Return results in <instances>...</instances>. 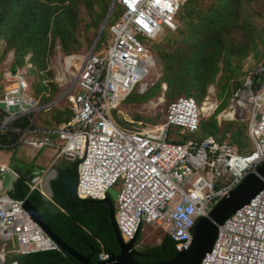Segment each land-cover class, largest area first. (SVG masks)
Wrapping results in <instances>:
<instances>
[{
	"label": "built area",
	"instance_id": "built-area-1",
	"mask_svg": "<svg viewBox=\"0 0 264 264\" xmlns=\"http://www.w3.org/2000/svg\"><path fill=\"white\" fill-rule=\"evenodd\" d=\"M188 1L118 0L123 16L111 27L113 42L106 58L97 55L96 47L82 60L73 122L54 131L11 129L33 153L50 150L59 159L79 162L81 200L104 202L112 190H118L116 220L125 244L136 242L144 226L165 227L178 253L191 246L199 221L264 164V90H254L250 81L232 96L222 113L226 115L218 117L229 122L249 117L248 135L255 151L246 156L214 136L201 142L170 141L173 128L195 134L201 120L216 113L215 105L208 103L205 112L206 103L200 106L193 98L173 101L159 127L122 130L114 120L113 113L126 99L138 90L147 91L155 61L148 43L177 31V16ZM8 77L15 84L0 97V111L5 115L0 132L43 110L28 95L24 73ZM231 114L234 117L227 119ZM8 174L15 175L16 181L20 178L9 167L0 166V182ZM50 181L35 178L30 186L52 201L45 186ZM27 202L0 193L4 264L10 243L24 257L47 252L67 255L32 219ZM112 258L102 253L100 262ZM202 264H264V191L219 228L213 250Z\"/></svg>",
	"mask_w": 264,
	"mask_h": 264
},
{
	"label": "rangeland",
	"instance_id": "rangeland-1",
	"mask_svg": "<svg viewBox=\"0 0 264 264\" xmlns=\"http://www.w3.org/2000/svg\"><path fill=\"white\" fill-rule=\"evenodd\" d=\"M218 1L197 0V4L207 8L216 5ZM242 3V24L232 28L225 37L223 55L218 64L219 73L208 85L206 96L201 101L198 92L191 90L188 78L180 81L177 77L173 79L171 85L163 81L162 58L191 47L190 43L180 46L178 38L180 29H184L188 24L185 21V5H183L177 16V32H165L157 41L148 43L154 53L155 61L147 80V91L143 94L139 90L134 92L113 113L114 120L122 130L159 127L165 123L169 105L176 99L191 94L192 96L189 97H193L201 104L200 106L206 102L215 105L216 113L211 117H205L200 130L195 134H182L180 129L173 128L169 136L170 141L201 142L214 136L221 143L228 142L237 146L242 156L255 151L247 134L248 116L245 121L236 119L235 122L218 118L228 110L229 101L241 85L244 86L250 81L254 90H264V0L257 2L242 0ZM85 4V0H82L79 12L80 26L74 41L68 45V50L60 40L50 39L44 60L47 65L46 70H41V64L35 66L32 63L33 52L26 55L22 66H16L14 48L4 39L0 41V97L2 98L7 89L15 84L14 80L9 79L8 74L15 76L19 72L24 73L29 87L28 95L40 102L43 109L31 119L33 128L54 131L67 124L68 120L71 121L75 113L73 99L77 92V77L83 58L92 51L97 41L98 56L106 58L109 52L105 49L110 39L109 25L120 19L123 10L118 3L115 4L110 22L100 36L106 20L99 27L94 25V16L88 14ZM246 23L253 28L251 35L247 34L244 27ZM15 66L16 72L13 71ZM176 69L181 70L177 67ZM232 118L233 114L228 116V119ZM12 128L20 129L13 125L8 126L9 130L0 132V149H3L0 151V162L9 160L12 169L16 166L27 175L32 173L31 176L36 174L34 178L44 179H53L59 169L67 164L66 160L59 159L58 154L50 150L33 153L24 142H21V136L20 141L16 143L12 133H18L12 131ZM15 182V175L8 174L0 182V193L5 196L10 195ZM45 186L48 188V182ZM166 235L165 227L144 226L138 245L135 247L139 250L156 247L161 244ZM2 250L3 247L0 248V254ZM6 250V264H8L10 257L17 255L18 249L10 243Z\"/></svg>",
	"mask_w": 264,
	"mask_h": 264
},
{
	"label": "trees",
	"instance_id": "trees-1",
	"mask_svg": "<svg viewBox=\"0 0 264 264\" xmlns=\"http://www.w3.org/2000/svg\"><path fill=\"white\" fill-rule=\"evenodd\" d=\"M81 2L82 0H0V41L2 39L8 41L14 48L16 66H22L26 55L33 52L32 63L35 66L41 64V70H46L47 65L44 60L51 38L60 40L68 50V45L74 41L80 26ZM85 2V10L89 15L94 16V25L99 27L107 19L114 0H85ZM242 9V0H219L216 5L207 8L198 6L197 0H189L185 4L184 14L188 24L184 29H180L178 38L180 46L190 43L191 47L162 58L163 81L171 85L173 79L177 77L180 81L188 78L191 90H196L200 101L203 100L208 85L219 73L218 64L223 55L225 37L232 28L242 24ZM119 20L109 25L110 39L106 50L110 49L113 42L111 27ZM244 27L247 34L251 35L252 26L249 27L246 23ZM189 96L192 95L183 97L193 98ZM4 117L5 115L0 111V126L4 122ZM33 117L35 116L25 118L14 125L23 130L33 128L31 121ZM74 119L75 113L73 119L68 120L64 126L70 125ZM12 135L16 138L14 141L18 143L20 135L13 133ZM66 161L67 164L59 169L57 179L51 184L52 201H47L39 190L32 191L30 184L36 174L27 175L16 166H13V170L20 178L15 182L10 196L18 201L31 202L55 235L80 255L92 258L93 263L100 262L102 253H107L111 257L120 256L122 250L112 224L110 206L103 202L84 201L79 198L77 193L79 162ZM140 234L135 242L136 245ZM177 256L176 245L167 234L160 245L139 250L134 258L139 263L155 264L170 261ZM16 263L81 264L75 258L58 252L38 253L26 257L12 255L8 264Z\"/></svg>",
	"mask_w": 264,
	"mask_h": 264
},
{
	"label": "water",
	"instance_id": "water-1",
	"mask_svg": "<svg viewBox=\"0 0 264 264\" xmlns=\"http://www.w3.org/2000/svg\"><path fill=\"white\" fill-rule=\"evenodd\" d=\"M118 3L116 0L111 8V11L103 25L100 36L106 29L108 22L113 14L115 4ZM100 38V37H99ZM96 45L93 47L91 53L96 49ZM53 106V105H52ZM51 107V106H50ZM58 174L54 176L49 182V188L51 196L53 197L52 182L56 180ZM264 191V164L259 167L256 173H252L246 177L242 184L233 191L229 197L220 201L214 209L211 211L208 217L203 218L194 228L193 242L190 247L186 248L183 252L178 253V256L167 262H159L155 264H202V261L210 254L213 247L218 239L219 228L222 227L227 220H229L238 211L249 205L252 200H254L260 193ZM110 198L103 203L107 204L111 208V218L112 224L117 234L118 243L121 247L122 253L120 256L113 257L110 261H104L99 263H93L92 258H86L64 241H62L51 228L44 222L43 218L33 206L31 202L26 203V210L32 217V219L37 222L44 231L64 250V252L72 258L78 260L81 264H143L135 260V242L130 244H125L123 241V236L120 232L119 226L116 220V207L115 203L118 198V191L116 189L112 190L110 193Z\"/></svg>",
	"mask_w": 264,
	"mask_h": 264
},
{
	"label": "bare ground",
	"instance_id": "bare-ground-1",
	"mask_svg": "<svg viewBox=\"0 0 264 264\" xmlns=\"http://www.w3.org/2000/svg\"><path fill=\"white\" fill-rule=\"evenodd\" d=\"M110 22V20L108 21V22H106V24L105 25H107L108 23ZM103 34V33H102ZM209 102H206V104L204 105V111L206 112V107H208V106H210L209 104H208ZM226 115V114H225ZM225 115H222V117L223 116H225ZM228 117V116H227ZM233 117H234V115H233ZM228 119V118H227ZM1 260H0V264H4V257L2 256L1 258H0Z\"/></svg>",
	"mask_w": 264,
	"mask_h": 264
},
{
	"label": "crops",
	"instance_id": "crops-1",
	"mask_svg": "<svg viewBox=\"0 0 264 264\" xmlns=\"http://www.w3.org/2000/svg\"><path fill=\"white\" fill-rule=\"evenodd\" d=\"M2 165H0V166H7V167H9L12 171H14L11 167H10V164H9V160H7V162H0ZM6 163H7V165H6ZM6 177V176H5ZM4 177V178H5ZM3 178V179H4ZM15 184V183H14ZM13 187H14V185H13ZM13 187H12V189H13ZM47 189H49V191H50V188L48 187Z\"/></svg>",
	"mask_w": 264,
	"mask_h": 264
},
{
	"label": "flooded vegetation",
	"instance_id": "flooded-vegetation-1",
	"mask_svg": "<svg viewBox=\"0 0 264 264\" xmlns=\"http://www.w3.org/2000/svg\"><path fill=\"white\" fill-rule=\"evenodd\" d=\"M138 251H139V249L136 247V249H135V254H136Z\"/></svg>",
	"mask_w": 264,
	"mask_h": 264
}]
</instances>
